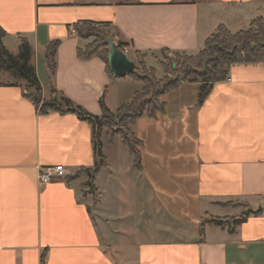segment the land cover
Listing matches in <instances>:
<instances>
[{"label": "crops", "instance_id": "1", "mask_svg": "<svg viewBox=\"0 0 264 264\" xmlns=\"http://www.w3.org/2000/svg\"><path fill=\"white\" fill-rule=\"evenodd\" d=\"M257 17L264 0H0L3 43L17 54L27 39L43 97L63 94L94 115L101 97L115 111L141 83L111 77L98 56L81 57L90 39L76 24L108 25L130 59L159 75L165 50L196 55L219 25L236 33ZM54 40L51 76L45 51ZM25 85L0 71V264H264V63L232 64L200 104L196 83L164 94L165 110L132 126L141 166L119 138L106 143L117 156L103 152L93 191L87 173L71 178L95 164L92 124L72 112L41 113ZM124 163L136 171L137 200L148 204L104 211L110 194L122 193L115 179ZM51 166L67 176L40 184V170ZM241 208L260 212L230 225Z\"/></svg>", "mask_w": 264, "mask_h": 264}, {"label": "trees", "instance_id": "2", "mask_svg": "<svg viewBox=\"0 0 264 264\" xmlns=\"http://www.w3.org/2000/svg\"><path fill=\"white\" fill-rule=\"evenodd\" d=\"M78 35L85 39L94 38L79 51L83 58L98 56L107 65V72L111 77L112 72L109 63V43L111 38L108 25H92L89 23L76 24ZM6 31L0 26V71L9 72L17 78L26 81L25 95L29 97L41 113L72 112L80 119L90 122L94 128L93 145L95 164L92 168H81L71 178L87 173L85 184L89 190L93 189V181L99 170L107 165V158L103 153V141L101 132L105 130V142L114 144L119 138L133 156V164L141 166L140 147L143 142L136 136L132 126L143 115L156 116L158 112L165 110V103L161 97L172 89L177 88L183 81L198 84V103H202L209 95L215 83L228 78L229 67L236 63H264V19H253L247 30L231 33L223 24L206 39L204 47L196 55L174 53L164 51L165 61H161V67L165 76L158 78L154 67H147L143 59L138 60L133 72L128 73L135 81L141 83L132 100L120 105L112 111L105 103L104 97L99 99L101 114L89 113L80 105H76L70 98L61 95L58 99L53 97L45 99L43 89L36 68L32 63L33 50L27 39H21L17 54L11 53L3 43ZM116 43V42H115ZM59 40L50 42L46 47V60L51 76L56 70V52ZM119 49H123L124 42L116 43ZM142 68L145 73H141ZM168 74H172L170 77ZM226 205H233L232 202ZM260 210H248L234 220L243 222L250 214H258ZM213 224H224L222 220H212Z\"/></svg>", "mask_w": 264, "mask_h": 264}, {"label": "rangeland", "instance_id": "3", "mask_svg": "<svg viewBox=\"0 0 264 264\" xmlns=\"http://www.w3.org/2000/svg\"><path fill=\"white\" fill-rule=\"evenodd\" d=\"M254 16V15H252ZM255 17V16H254ZM264 19V18H263ZM247 21H244L243 23H246ZM242 26V25H241ZM247 30V29H246ZM94 38H91L90 40L92 41ZM174 53H170V55H173ZM163 61H165V57H163ZM136 63V62H135ZM137 65V63H136ZM155 68V67H154ZM156 69V68H155ZM142 72L141 73H145L144 69L142 68L141 70ZM165 73L161 67L160 71H159V75H157V71H156V75L157 77L158 76H163ZM170 77H173L172 74H168ZM165 76V75H164ZM105 133V130L103 131ZM102 141L103 143L105 144V147L103 148V152H106L111 161L113 162L114 158L117 156V148L111 145H106V142L104 140V134L102 135ZM122 147V146H121ZM124 149L126 150L127 152V148L125 146H123ZM119 154V153H118ZM123 161V160H122ZM124 162V161H123ZM125 164V163H124ZM126 165V164H125ZM135 169H138L137 167L133 166ZM124 167H122L123 169ZM130 168H131V165H126V169H125V172H117V177H116V174H115V188L118 190L120 189V192H122L120 195L119 194H115L114 196L112 195V193L110 194V199L109 201H106V204H103L102 206V210H106V206L107 208H109L111 211H117L118 213H121V212H127L128 209L129 211H137V210H132L131 206L132 204H136V207L138 208L139 207V203L141 204L142 207H146V205L148 204V200L147 199H144V198H141V200H137V196H139L140 194V188H138L136 186V190H137V194L135 193V188L134 185H133V182H135V177L134 175H136V171L132 170L130 171ZM126 173H128V175H125ZM80 176V175H79ZM106 176H100L99 178V181H100V184H102V182L105 180ZM142 178V176H140V179ZM87 179H88V176H87ZM128 179V183H124L126 180ZM138 180V179H136ZM87 181V180H86ZM92 190V189H91ZM90 190V191H91ZM141 190H142V187H141ZM93 191V190H92ZM119 193V192H118ZM143 193L141 192V195ZM94 195L95 197H97L96 195V191H94ZM119 195V196H118ZM121 197V198H119ZM119 200L121 201V203L123 204H119ZM118 203V204H117ZM233 203V202H232ZM154 204V202H151L150 203V206L152 207ZM234 204V203H233ZM141 207V208H142ZM144 209V208H142ZM249 210V208H241L240 210H238V217H240L241 215L243 214H246L247 211ZM128 211V212H129ZM134 214V213H133ZM127 217V216H126ZM131 217H134V215H131ZM237 217V218H238ZM136 218V217H134ZM236 218V219H237ZM130 219H133V218H130ZM233 219V217L231 218ZM129 220V219H128ZM132 222V221H130ZM236 222H234L233 220L230 222V225H234L235 226Z\"/></svg>", "mask_w": 264, "mask_h": 264}, {"label": "water", "instance_id": "4", "mask_svg": "<svg viewBox=\"0 0 264 264\" xmlns=\"http://www.w3.org/2000/svg\"><path fill=\"white\" fill-rule=\"evenodd\" d=\"M109 43V63L112 72L119 77H124L136 68V63L129 58L128 54L123 52L113 39L108 40Z\"/></svg>", "mask_w": 264, "mask_h": 264}, {"label": "built area", "instance_id": "5", "mask_svg": "<svg viewBox=\"0 0 264 264\" xmlns=\"http://www.w3.org/2000/svg\"><path fill=\"white\" fill-rule=\"evenodd\" d=\"M128 50L129 48L127 46H123V49H122L123 52L127 54ZM67 174H68V171L63 166L46 167L40 170V173L38 175V180L40 184H48L59 178H64L65 176H67Z\"/></svg>", "mask_w": 264, "mask_h": 264}]
</instances>
